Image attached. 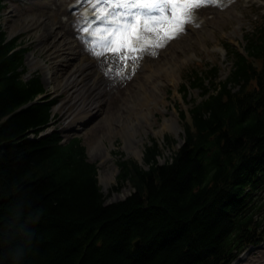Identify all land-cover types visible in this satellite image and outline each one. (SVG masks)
<instances>
[{
	"label": "trees",
	"instance_id": "16d2710c",
	"mask_svg": "<svg viewBox=\"0 0 264 264\" xmlns=\"http://www.w3.org/2000/svg\"><path fill=\"white\" fill-rule=\"evenodd\" d=\"M244 39L245 54L225 44V78L191 70L202 98L179 112L182 143L166 135L173 151L161 161L150 137L141 163L118 160L109 193L132 191L107 202L81 139L41 135L59 98L24 78L27 48L0 23V264H230L262 239L264 16Z\"/></svg>",
	"mask_w": 264,
	"mask_h": 264
},
{
	"label": "rangeland",
	"instance_id": "374dc122",
	"mask_svg": "<svg viewBox=\"0 0 264 264\" xmlns=\"http://www.w3.org/2000/svg\"><path fill=\"white\" fill-rule=\"evenodd\" d=\"M79 2L66 0V8L77 7L79 14L82 13L80 25L84 26L81 35L91 37L92 20H86L87 6L81 8ZM220 2L218 12L213 15L199 16L193 12L194 20L187 22L191 28L176 39L177 43L163 48L159 55L154 54L146 62L124 61L123 69L113 70L112 66L113 71L109 72L106 63L111 61L109 56L103 57L105 72L96 81L97 67L89 59L80 58L76 43L69 42V38L61 37V31L55 30L57 17L48 11L56 7L57 0H4L0 23L8 38L19 35L28 50L24 57L27 69L24 78L39 75L46 93L59 98L52 124L64 132L66 139L74 135L81 139L88 160L97 165L98 181L107 202L123 199L132 191V186L126 182L119 191L109 193L118 185V160L133 158L141 163L144 144L149 143L150 137L157 138L164 147L161 161L170 156L173 147L182 143L179 112L187 114L192 100L202 98V89L191 85L184 96L181 84L188 79V72L191 69L200 72L217 65L219 79L225 78L231 61L222 44L229 42L244 51L243 34L264 13V0ZM66 18V15L61 16L63 21ZM149 39L141 40L137 48L147 44ZM108 68L111 69V65ZM105 73L109 75L103 88L100 81ZM125 77L130 84H124ZM120 82L124 92L115 100V107L113 97L117 95L115 87ZM107 84L113 89L108 91ZM166 135L176 140L172 148L163 144ZM257 252L264 256L263 241L247 246L234 264H249Z\"/></svg>",
	"mask_w": 264,
	"mask_h": 264
},
{
	"label": "snow or ice",
	"instance_id": "6c2138e0",
	"mask_svg": "<svg viewBox=\"0 0 264 264\" xmlns=\"http://www.w3.org/2000/svg\"><path fill=\"white\" fill-rule=\"evenodd\" d=\"M218 0H91L99 8L92 20L90 49L96 55L110 50L118 53L122 48L137 51V45L146 31L156 32L161 37L157 46H163L183 26L194 20L193 10ZM103 6V7H101ZM97 24L99 27H97ZM100 49L97 51V49ZM155 54V53H153Z\"/></svg>",
	"mask_w": 264,
	"mask_h": 264
},
{
	"label": "bare ground",
	"instance_id": "6f19581e",
	"mask_svg": "<svg viewBox=\"0 0 264 264\" xmlns=\"http://www.w3.org/2000/svg\"><path fill=\"white\" fill-rule=\"evenodd\" d=\"M219 1L217 3H208L206 5H203L201 7H198L193 10V12L199 16H206L209 13L211 15L215 14L214 12H218ZM56 7L54 9H51L50 14L52 16L57 17V20L55 21L54 25H56L55 30L61 31V37L69 38V42H75V47L78 49V54L80 58L82 59H89L96 67L95 69L96 73V81H98L99 76L102 72H105V63L102 62V58L105 56H109V59L111 63H106L107 71L111 72L112 66L114 67L113 70L116 69V67H121L124 61H138L141 60L143 62H146L147 59H151L154 54L159 55L161 53V50L164 48L172 47L177 41L176 39L182 37V33L188 28H191V26L187 24L184 25L183 30H181L177 35H175L172 38L167 39L165 43H163V46H157L158 42L160 41L161 37L157 35L156 32H150L146 31L143 33V39L146 37H150L151 39L148 41L147 44L142 45V47L137 48V51L131 52L127 48H122L118 53H114L110 50L103 51L102 55H96L94 52L90 49V45L92 44V39L85 40L84 37L81 36V32L83 31V27L80 26L79 20H80V14L77 9H74L73 7L70 9L66 8V0H57V3H55ZM66 15L67 18L65 21L61 19V16ZM211 17V16H210ZM99 27V26H97ZM50 38V34L49 37ZM100 49L98 48L97 51ZM111 65V69L108 68V66ZM118 68V69H119ZM122 68V67H121ZM112 70V71H113ZM125 72V71H124ZM109 74H104L101 78L102 81L101 84H103V88L106 86V76ZM127 78H125V81ZM130 84V81H126L124 84ZM108 85V91L113 89L111 84ZM124 85H122V82L118 83L115 87V93H117L116 96L113 97V101L119 100L121 98L122 93L124 92ZM113 93H111L112 96ZM111 103V102H110ZM116 107V101L113 104ZM97 106V105H96ZM170 123V122H169ZM264 256H262L261 252H257L256 256L253 258V260L249 264H264V259L262 260ZM262 260V261H261ZM248 264V263H247Z\"/></svg>",
	"mask_w": 264,
	"mask_h": 264
},
{
	"label": "water",
	"instance_id": "95a60500",
	"mask_svg": "<svg viewBox=\"0 0 264 264\" xmlns=\"http://www.w3.org/2000/svg\"><path fill=\"white\" fill-rule=\"evenodd\" d=\"M135 244L138 246V245L140 244V241L137 240V241L135 242Z\"/></svg>",
	"mask_w": 264,
	"mask_h": 264
}]
</instances>
